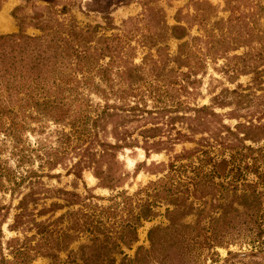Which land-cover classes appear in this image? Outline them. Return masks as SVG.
Here are the masks:
<instances>
[{
  "label": "rangeland",
  "instance_id": "obj_1",
  "mask_svg": "<svg viewBox=\"0 0 264 264\" xmlns=\"http://www.w3.org/2000/svg\"><path fill=\"white\" fill-rule=\"evenodd\" d=\"M227 1L232 5H227ZM256 4L258 0H0V36L18 35L22 30L26 36L42 38L41 48L47 50L58 39L63 41L61 46L70 40L67 48H73L77 42L72 41L73 35L82 33L91 55L104 54L94 64L111 68L108 80L102 81L98 75L93 78L100 91L79 85L83 75L74 73L75 57L65 60L60 67L57 65L61 75L43 73L51 92L60 88L65 95V106L49 111L20 109L25 103L20 101L23 94L10 97L0 82V209H3L0 254H4L9 264L16 261L8 244L12 241L14 248L27 247L39 253L30 264H83V258L102 259L109 254L106 247L114 248V245H117V254L113 255L116 264L125 256L128 258L125 264L137 258L138 262L132 264H264V183L252 172L258 167L264 175V152L258 151L264 147V131L248 130L250 124L264 125V91L252 95L246 90L252 75L232 79L222 70L224 59L208 58L205 73L192 78L199 82L194 94L186 96L180 91V83L181 74L188 69H177L173 62L179 44L203 37L205 30L216 22H226L233 7H238L236 16L257 11L262 16L258 30H264V12ZM17 8L21 10L20 18L24 19L22 28L12 16ZM173 34L186 37L179 41ZM1 45L0 53L19 50L11 42L5 48ZM247 51L250 50L240 48L229 57ZM2 71L0 66V75ZM61 76L63 80L59 81ZM54 82L60 87H54ZM239 85L245 94H250L244 103H238L237 97L231 94ZM218 95H222L225 105L215 106L217 116L209 119L211 127L197 133L194 142L179 141L178 131L188 134L187 127L185 123L171 125L169 121L189 111L180 109L182 112L169 113L166 109L178 101L184 108L212 106L211 100ZM105 108V112L119 115L108 125L98 127L97 139L86 136L78 140L71 134L73 129L69 124L73 120L94 117V112H103ZM51 112L65 118L64 121H56ZM134 113L139 116L138 120L132 117L134 121L120 129L131 134L129 141L134 147L118 153L117 187L102 186L93 169L76 172L74 166L87 150L94 149L97 159L103 162L98 142L114 143L111 131L121 122L119 116ZM67 134L71 137L67 138ZM247 136L259 141L246 140ZM157 142H162L161 147L167 150L155 152ZM146 148L150 149L149 156ZM192 152L195 155L192 160L178 158ZM203 152H209L213 162L218 163L220 175L211 182H203L195 192L188 184L194 181L190 180L195 176L193 168L200 165L198 157ZM172 164L177 172L171 171ZM211 165L206 169L210 170ZM30 172H35L32 179L27 178ZM22 178L26 180L22 182ZM180 179L183 181L178 186ZM31 180L36 182L41 198L48 197L35 213L52 203L65 204L57 198L59 191L77 194L74 200H78V205L59 209L53 216L48 213L35 218L49 230L54 229L57 236L71 234L69 239L55 236L47 240L38 234L43 227L37 228L33 223L15 230L10 228L19 201L30 191ZM231 181H237L234 187L229 185ZM165 184L176 186L188 199L187 204L206 213L216 212L218 217L225 212L240 215L231 222L222 220L213 226L209 219L196 225L197 217L192 215L182 223L195 226L194 229L185 228L181 223L168 229L169 211L174 206L170 204V193L163 188ZM254 193L258 195V203L253 202ZM146 205H152L154 215L140 221L135 231L130 230V222ZM79 210L95 215L97 222L74 227L66 215ZM256 215L261 216L257 223ZM62 216L63 220L56 221ZM211 237L216 238L215 243L208 240ZM125 242L131 245L126 246Z\"/></svg>",
  "mask_w": 264,
  "mask_h": 264
},
{
  "label": "trees",
  "instance_id": "obj_2",
  "mask_svg": "<svg viewBox=\"0 0 264 264\" xmlns=\"http://www.w3.org/2000/svg\"><path fill=\"white\" fill-rule=\"evenodd\" d=\"M227 5L230 6L232 4L227 1ZM256 7L260 12H264V5H261V0H258ZM229 11L231 12V16L226 22H216L212 25L211 29L205 30V35L203 37H194L191 41H186L179 44L178 53L173 59V62L176 63L177 69H188V72L181 74L183 79L181 81L182 84L180 83V91L184 92L186 96H191L194 94L196 86L199 82L195 78H192L197 76L200 72L205 73L206 60L208 58L212 59L213 61H217L221 58L224 59L226 63L222 67V70L232 79L240 75H252L253 78L251 85L246 89L247 91L249 90L252 92V95L257 91H264V88L262 87L264 84V30H258V24L262 16L259 15L257 11L251 12L248 15L242 14L240 16H236L234 14H236L238 11V7H233L232 9H229ZM20 12L21 10L17 8L14 10L12 16L19 22V26L22 28L24 19L20 18ZM37 28L44 32L43 27L39 26ZM176 29L178 28L173 30ZM73 37H75V39L72 41L77 40L76 46H73V48H67L70 40H66L65 45L61 46L63 41L58 39L55 42V46H49L47 50H43L40 44L42 38L26 36L23 34L22 30L18 35L0 36V43L2 44V47L5 48V45L8 42H11L17 44L19 48L18 51H14L13 49H11L10 52L5 50L1 51L0 66L1 70L4 69V71H2L3 73L0 75V82L5 87L6 91L10 93V97L13 96V94H23V98L20 101H25V103L20 106V109H36L40 112V110L49 111L59 107H64L65 95L62 89L59 88L60 84H56L54 82L53 86L58 87L59 89L55 90V92H51V89L48 88L49 83L46 82V77L43 76V73L49 74V76L61 75L60 69L57 67V65L60 67V65L63 64L65 60H70L72 57H75V63L77 66V69L74 71V73H81L83 75V81H81L79 85H82L83 87H91L100 91L99 84L93 83L94 76L98 75L102 81L108 80L110 78L111 68L97 67L96 63L94 64L95 59H101L104 54L102 53L96 57L91 55L90 52H88V48H86L85 42L87 38L84 37L82 33L73 35ZM173 37L179 41H182L186 36L185 34H173ZM255 43L258 45L257 47L254 46ZM240 48H247L250 51H247L240 56L234 55L231 58L229 57L232 52H236ZM50 50H52L53 53L48 55ZM14 52L17 53L15 54ZM7 66L9 67L6 68ZM61 80H63V76L60 77L59 81ZM71 89L69 90L71 91ZM243 91L245 90L242 89L241 85H239L237 89L231 92V94L237 97L238 103H244V100L249 98L250 94H245ZM174 92H177V90H174ZM175 102L176 101H173V103ZM211 102L212 106L204 105L201 107L197 106L195 108H184L185 106H183L182 102L178 101L176 102L175 106H171L170 109H166V112L169 113L182 112L180 109L189 111L184 114L185 116L183 115L181 117L176 116L174 118H170L169 123L171 125H175L176 122H181V124L185 123L187 127L188 134H182L180 131H178L177 135L181 137L179 141L194 142L193 137L197 133L211 127L212 123L209 119L217 116V114L214 112L215 106L222 107L225 105L222 95L215 96ZM106 109L107 108H105L103 112H94V117H90L88 115L84 119L80 117L76 120H73L69 124L73 129L71 134L73 136H77L78 140L86 136H93L97 139L99 134L98 127H100L102 124L108 125L114 117L119 115L117 112H105ZM187 113H191V116H187ZM51 117L55 118L56 121H64L65 119L58 118L60 116H55L53 113L51 114ZM119 117L121 118V122L116 123L115 126H113V130L111 131V135H113L115 142H98L100 147L98 152H100L99 156L103 162H100V160L97 159V152H93L94 149H90L91 152H88L87 150L86 155L83 156L84 158L74 166L76 172L82 171L83 169H93L95 176L100 181V184L104 187L112 189L117 187V170L115 169V166L119 165L118 153L125 148L134 147L133 143L129 141L131 134L126 131L121 132L120 129L121 127L125 126L126 123L134 121L131 120L132 117V119L138 120L139 116L134 113L133 116H123V114H121ZM89 122H91V125ZM252 128H255L258 131H264V125L256 126L254 124H250V128H248V130ZM173 130H175V128H173ZM65 136L67 138L71 137L68 134ZM248 139L252 140L253 142L259 141L255 140L254 138H248L247 136L246 140ZM171 141L176 140H170V142ZM162 144V142L155 143L154 145L156 148H153V150L157 153L167 150V148L161 147ZM249 149L252 150V148ZM145 150L147 156H149L150 149L146 148ZM258 151L264 152V147L258 148ZM193 157H195V155L192 152L189 153V155H182L178 158L192 160ZM198 161L200 165L196 168H193V173H195L194 179L190 178V180L194 181L193 183L188 184L194 187L195 192L198 191L200 186L204 185L203 182L208 183V180L211 182V180H214L216 176L220 175V172L217 170L218 163L213 162L212 158L209 156V152H203V156H199ZM212 163L213 165H211ZM102 165H105V169ZM208 165H211L210 170L206 169ZM174 170H176V166L172 164L171 171L173 173L177 172V170ZM252 172L257 175L258 179L261 180L262 183H264L263 172H261L258 167L253 169ZM33 173L35 174V172ZM33 173L30 172V175L27 176V178L32 179ZM25 180L26 178L21 179L22 182ZM180 181L183 180L180 179L178 181V186H181ZM235 183H237V181H231L229 185L234 187ZM18 185H20V183H18ZM213 186H215V184H212V187ZM220 186L226 187L222 184ZM163 188L170 193V204L174 206V210L169 211V221L171 222V226L168 229L176 228L177 225H180L179 223H181L185 228L194 229L195 226L182 223V220L185 217L192 215L197 217L196 225H200L199 223H201L202 220L209 219V224H211V226L216 225L222 220H228L231 222L234 217L236 218L240 215L238 212V214L235 216L229 212H225L222 213L220 217H218V214H215L216 212L206 213L205 210L194 208L191 203L187 204L188 199L185 196H182V194L176 190V186H168L165 184L163 185ZM226 189H228V187H226ZM253 196V202L258 203V195L255 196L254 193ZM57 198L62 199L65 204L52 203L49 208L44 206L43 210L35 213V209L43 200L48 199V197L41 198V193L37 192L36 190V182H32L31 180L30 191L19 201V204L16 207L17 213L14 216V223L10 226V228L15 230L17 228H22L26 224L30 225L33 223V225H36L37 228H41V226L43 227V229L38 233L41 237H45L47 240H52L55 236H57L56 231L54 229L49 230V227H46L45 223H37L35 219L36 216H44L48 213H51L53 216L59 209H63L64 207L70 208L74 205H78V200H74L78 198L77 194L59 191ZM31 206L33 207L32 209H30ZM151 206L152 205H146L145 209L130 222V225L128 226L130 230L135 231L140 221L143 219H149L154 215V212L150 208ZM1 210L3 209H0V214ZM254 215L255 213L251 216V219L254 217ZM66 216L70 218L74 227L77 228L97 222L95 215L85 214L82 210L68 212ZM63 219L64 216L60 217V219H57L56 221ZM260 219L261 216L259 217L256 215L255 222L257 223ZM98 223H101V221H98ZM57 237L58 239L61 237L69 239L71 234L65 233L64 236ZM0 238H2V236H0ZM214 239L216 238L211 237L208 240H211L213 243H215L216 241ZM12 243L13 241L9 242L8 244L9 247L12 248L11 254L16 260L15 264H30L34 260V257L39 254L38 252H34V249H28L27 247L14 248L11 246ZM125 245L130 246L131 243L125 242ZM205 245H207V243H205ZM116 247L117 245H114V248L106 247L109 254L105 255L100 260L94 259L93 261L91 258H83V261L85 262L83 264H90V262L96 261L98 264H116L115 256H113L117 254L115 251ZM32 252H34V254ZM119 253L123 254V252ZM127 259L128 258L125 256L123 260H121L120 264H125ZM128 262L129 264L138 262V258L135 260H129ZM0 264H9V260L6 259L3 253L0 254Z\"/></svg>",
  "mask_w": 264,
  "mask_h": 264
}]
</instances>
